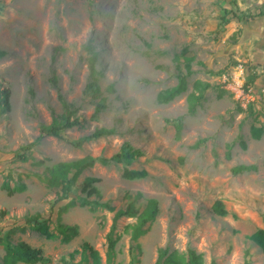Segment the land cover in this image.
I'll return each mask as SVG.
<instances>
[{"label": "rangeland", "instance_id": "rangeland-1", "mask_svg": "<svg viewBox=\"0 0 264 264\" xmlns=\"http://www.w3.org/2000/svg\"><path fill=\"white\" fill-rule=\"evenodd\" d=\"M261 14L264 0H0V50L6 53L0 58V88L10 90V110L0 114V186L26 185L13 196L0 190V238L36 214L50 220L55 234L57 209L84 197L82 182L96 178L99 196L89 200L105 206H76L61 215V223L78 228L77 237L65 244L25 226L10 240L41 249L51 264H65L61 257L74 251L69 264H79L83 243L98 253L99 264H155L161 248L192 249L203 264H264L248 238L264 222V16L244 20ZM88 45L102 73L96 96L85 93ZM182 55L193 59L187 90L158 104V93L174 87L179 72L185 74ZM195 81L219 87L207 90L190 114L186 98ZM219 90L225 91L221 99ZM98 103L105 110L94 119ZM68 112L80 126L43 138L26 162L17 158L42 126L60 123ZM175 119L182 125L178 139L166 123ZM253 126L263 129L258 140L251 136ZM100 128L115 134L80 148L71 144ZM199 141L203 144L192 149ZM125 143L142 156L131 163L95 162L65 202L55 204V190L39 179L59 163L109 160ZM40 160L44 164L37 165ZM238 165L255 170L232 175ZM125 169L144 170L147 177L127 180ZM137 192L156 200L158 213L134 238L137 219H115V213L126 206L127 194ZM216 201L223 203L225 216L213 213ZM4 254L0 245V261Z\"/></svg>", "mask_w": 264, "mask_h": 264}, {"label": "trees", "instance_id": "trees-1", "mask_svg": "<svg viewBox=\"0 0 264 264\" xmlns=\"http://www.w3.org/2000/svg\"><path fill=\"white\" fill-rule=\"evenodd\" d=\"M225 14L227 12L225 11ZM224 14V15H225ZM264 16V14L256 15V16H244V20H253L255 17ZM228 20L225 16L221 18V23L223 25L228 24ZM239 34L241 30L238 31ZM87 53L90 55L87 59L88 69L90 72L89 82L85 87V93L90 96H96L99 92V78L102 76V73L96 69L97 64V53L93 51L92 47L88 45L86 48ZM5 52L0 50V58L5 56ZM184 56V55H182ZM192 58L184 56V69L185 74L178 73L177 74V84L169 89L163 90L158 93L156 97V101L158 104H167L173 101L176 97L183 94L187 90V78L192 75L191 70V62ZM50 82L53 86H56V79H50ZM219 85L212 86L209 83L195 81L192 86V92H190L186 98L188 103V112L193 114L195 112V108L204 98V93L211 88H218ZM109 91L114 92V89L109 86ZM225 91L219 90L217 94V98L221 99L224 96ZM10 90L8 88H0V114H4L9 112L10 110ZM59 100L62 103V106L65 111H68L69 107L64 101L62 97H59ZM105 110V105L102 103H98L94 109V113L92 118H96L102 111ZM72 113L68 112L59 123L53 120V123L50 126H42L40 129L39 136L35 139L34 142L23 146L20 149V153L16 156L21 162L27 161V153L31 151L32 148L36 146V144L41 141L43 138L52 136V137H60L61 132L67 129H71L76 126H80L81 122L77 118H71ZM166 123L172 124L175 128L176 138H179V134L181 131V122L179 119L175 120H166ZM263 133V129L252 127L251 128V136L254 140L260 139ZM115 134L113 129L100 128L94 130L89 136L82 138L78 141L71 142V144L77 148H80L85 141L98 139L105 136H110ZM203 144V141L197 142L193 145L192 149H197L200 145ZM239 146L242 150H244L245 144L244 142H240ZM142 156V152L138 149L131 148L128 144H123L120 148V151L112 156L109 160L107 159H93L91 157H85L78 161H73L69 163H59L52 167H47L42 176H39V179L43 180L47 187L55 190V204L59 202H65L68 200L69 195L71 194L72 187L76 184L77 179L86 169L92 167L95 162L99 161L102 164L106 165L109 162L114 163H131L132 161L140 158ZM45 160H40L36 164L42 165ZM254 166H246V165H238L231 169L232 175H238L243 172L254 171ZM123 177L127 180H137L143 179L147 177V172L144 170L134 171L125 169L123 171ZM99 182L96 178H86L81 184V191L85 194L84 197H78L77 199H70L64 205H61L57 209V224L55 226L56 233L54 234L49 230V219H42L39 214L34 216H26L24 218L25 226L29 227L31 231L38 233L41 236H44L46 239H52L58 236L62 243H68L72 239L78 236V228L76 226H68L61 223V215L66 213L68 209L73 207H97V206H105L104 204H100L98 201L89 200V198L93 195L99 196L97 189L94 187V184ZM0 190L4 191L7 196H13L17 193H23L26 190V185L24 183H19L14 187H10L7 182H3L0 186ZM126 206L122 209H119L115 213V219H120L122 217L128 218H136L137 225L134 228L133 237L137 238L138 236L144 234L146 230H143V227L153 221L158 213V202L154 199L145 200L142 197V194L137 192L133 195L127 194L125 196ZM213 213L217 216H225L227 211L224 209L223 203L221 201H216L212 207ZM4 212L0 211V215H3ZM24 227H13L11 228L3 237L0 238V245H2L4 249V256L0 261V264H51L52 260L50 257H47L43 254L41 249L32 248L25 242L19 241L17 243H13L10 240V235L15 233L16 231L24 232ZM114 227L111 228L109 234L107 235V243H108V254L111 256L114 246L115 240L112 238ZM249 240L255 244L264 255V222L263 227L258 229L249 237ZM77 251H74L68 255L61 257L60 261L65 264H69L74 255L77 254ZM81 263L87 264L88 259H91L93 264H99V255L93 250V248L88 243H83L81 246ZM155 264H203L202 256L197 254L194 250L188 249L185 253H178L176 251H169L168 248H161L158 250V256ZM214 264V263H212Z\"/></svg>", "mask_w": 264, "mask_h": 264}]
</instances>
